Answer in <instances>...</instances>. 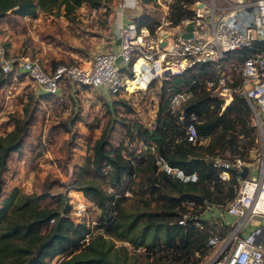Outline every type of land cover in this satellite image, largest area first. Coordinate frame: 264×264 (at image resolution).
<instances>
[{
  "label": "trees",
  "instance_id": "16d2710c",
  "mask_svg": "<svg viewBox=\"0 0 264 264\" xmlns=\"http://www.w3.org/2000/svg\"><path fill=\"white\" fill-rule=\"evenodd\" d=\"M102 1L0 0V19L8 13L32 17L37 11L54 10L69 17L80 5L96 8ZM152 1L138 0L139 4ZM192 1L169 3L167 19L171 25L194 17L188 6ZM134 19L137 26H145L151 33L157 24L151 12H141ZM260 51H264V40H254L250 46L226 52L223 62L239 63L246 55ZM213 74V65L195 64L161 80L152 127L137 124L134 128L137 139L145 145L138 154L123 155L122 146L108 148L103 134L92 141L90 167L94 172L106 167L112 189L102 190L91 180H75V187L99 210L95 226L99 230L93 235L86 224L73 222L67 216L68 205L61 197L52 206L45 202L46 192L26 194L12 187L0 200V264H45L53 257H57V264H130L110 253L113 241L142 248L153 257L152 264H197L211 248L207 237L215 234L221 239L230 229L219 218L201 217L204 204L222 209L234 197L239 176V171L229 167L228 178L221 180L220 168L213 166L211 159L226 152L228 156L223 158L245 160L255 141V127L243 97L234 93L221 109L222 99L204 88V80ZM180 90L191 92L177 110L183 115L181 122L167 109L169 97ZM189 113L196 120L197 137L193 142L184 134ZM27 123V119H21L0 136V173L10 153L21 146ZM154 154L161 155L170 166L194 172L196 180L181 182L156 168ZM132 183L154 197L156 210L126 211L120 206L122 194L133 191ZM189 201L193 202L191 207L187 205ZM182 213L186 216L179 224Z\"/></svg>",
  "mask_w": 264,
  "mask_h": 264
},
{
  "label": "rangeland",
  "instance_id": "374dc122",
  "mask_svg": "<svg viewBox=\"0 0 264 264\" xmlns=\"http://www.w3.org/2000/svg\"><path fill=\"white\" fill-rule=\"evenodd\" d=\"M115 1L103 0L96 8L80 5L69 17L63 16L61 10H54L51 13L37 11L32 17L8 13L0 19V51L4 58L13 61L9 73L0 69L3 80L0 83V136L10 131L15 122L28 120L21 146L10 153L1 170L0 200L12 187L26 194L46 192L45 202L52 206L57 204L59 196L68 205L67 216L73 222L86 224L90 235L99 230L95 227L99 210L75 187V180H91L102 190L112 189L107 181L106 167L101 173L92 171L89 147L103 134L107 147L122 146L123 155L127 152L136 155L145 149L134 128L137 124L152 127L161 80L155 79L144 88L132 87L114 95L87 85L65 82L57 93L42 95L39 88L19 72L14 61L20 57L35 59L49 70L57 64H83L93 53L109 49L114 34L110 10ZM172 1L159 0L167 6ZM139 11L151 12L157 21L165 16L163 7L156 1L142 5ZM129 14L127 10L126 15ZM160 25L161 29L172 31L169 26ZM233 65L236 62L229 60L223 63L222 69L235 79ZM254 127V146L247 158L241 160L245 166L250 163L252 167L257 166L264 151V137ZM219 156L228 155L223 152ZM130 187L133 191L122 194L120 206L124 210L157 209L148 191L135 183ZM79 206L83 210L76 215ZM211 212H202L200 216L216 219ZM217 247L209 248L197 264H209ZM110 253L130 264H152L154 261L142 248L118 241H113ZM50 261L57 264V257L45 260L46 263Z\"/></svg>",
  "mask_w": 264,
  "mask_h": 264
},
{
  "label": "built area",
  "instance_id": "2783aa9c",
  "mask_svg": "<svg viewBox=\"0 0 264 264\" xmlns=\"http://www.w3.org/2000/svg\"><path fill=\"white\" fill-rule=\"evenodd\" d=\"M163 15L156 21L153 32L145 26H137L135 17L141 12L138 0H118L112 15L113 36L109 49L93 53L83 64H57L45 70L41 64L27 57L14 61L16 68L31 80L41 93L55 94L60 85L72 82L101 89L114 95L121 90L141 89L152 80L167 79L177 75L186 67L208 63L213 65L214 74L204 80V88L222 99V109L238 93L246 101L250 109L251 123L256 126L259 135L264 137V51L252 52L233 65L236 70L235 79L223 72V56L242 46H250L254 40H264V0H229L224 10H217L214 0H196L190 8L194 17L171 25L167 19L166 3H160ZM130 14L126 15V11ZM192 21L190 38H182L184 25ZM169 26L172 31L163 33L161 25ZM115 40H118L115 43ZM160 41L163 44L160 45ZM13 61L2 56L0 51V69L9 72ZM191 92L180 90L168 99L167 109L175 114L177 121L183 119L177 113L179 106L187 100ZM195 116L189 113L184 125L186 139L193 142ZM152 150V145L149 146ZM156 168L181 182H194L196 174L186 173L179 167L170 166L161 155L154 154ZM211 164L219 167L218 176L221 180L228 178L229 167L240 171L244 163L237 157L232 159L214 156ZM256 168V176L240 178L238 176L234 197L220 210L234 217L227 224L223 217L219 218L230 226L222 240L215 234L207 237L206 243L215 247L214 264H264V246L257 242L258 228L241 236L239 232L253 216L264 217V151L260 154ZM188 207L193 202H187ZM217 208L204 204V211ZM82 206L77 208L80 215ZM186 213H182L177 223L183 224ZM52 222V219L49 220ZM45 264H54L48 262Z\"/></svg>",
  "mask_w": 264,
  "mask_h": 264
},
{
  "label": "crops",
  "instance_id": "0c3cea01",
  "mask_svg": "<svg viewBox=\"0 0 264 264\" xmlns=\"http://www.w3.org/2000/svg\"><path fill=\"white\" fill-rule=\"evenodd\" d=\"M118 0H116L111 7L110 10V16L112 18V15L114 14V8H115V3ZM227 1L229 0H214V5L217 10H224V8L227 6ZM247 172L245 177H253L256 176V168L251 166V164H247ZM264 177V176H263ZM211 212L216 218H221L222 216V211H218L216 208H213ZM207 212V211H206ZM210 213V212H209ZM255 228L259 229V232L257 234V242L260 243L261 245L264 246V217L261 216H253V218L250 220V222H246L244 226L242 227L241 231L239 234L241 236L247 234L250 230H253Z\"/></svg>",
  "mask_w": 264,
  "mask_h": 264
},
{
  "label": "water",
  "instance_id": "95a60500",
  "mask_svg": "<svg viewBox=\"0 0 264 264\" xmlns=\"http://www.w3.org/2000/svg\"><path fill=\"white\" fill-rule=\"evenodd\" d=\"M184 29L185 32L181 33V37L182 38H190L191 37V30H192V21H187L184 25ZM118 40H115V43H117ZM160 45L163 44V41H160L159 43ZM246 172H247V166L243 165L241 166V169L239 171V177L240 178H244L246 176ZM222 216L224 218V220L226 221L227 224H230L233 220L234 217L232 215H230L229 213H227L226 211H222ZM216 258H212L209 262V264H211L212 262L215 261Z\"/></svg>",
  "mask_w": 264,
  "mask_h": 264
},
{
  "label": "bare ground",
  "instance_id": "6f19581e",
  "mask_svg": "<svg viewBox=\"0 0 264 264\" xmlns=\"http://www.w3.org/2000/svg\"><path fill=\"white\" fill-rule=\"evenodd\" d=\"M162 32H163V33H167L168 31H162ZM132 87L134 88V86H128L127 89L129 90V89L132 88Z\"/></svg>",
  "mask_w": 264,
  "mask_h": 264
}]
</instances>
